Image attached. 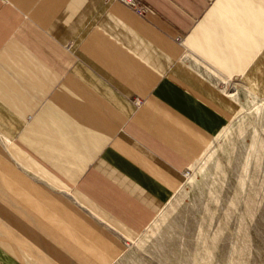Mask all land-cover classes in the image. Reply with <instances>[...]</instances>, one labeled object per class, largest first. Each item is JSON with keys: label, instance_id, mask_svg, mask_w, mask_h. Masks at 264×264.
Wrapping results in <instances>:
<instances>
[{"label": "crops", "instance_id": "0c3cea01", "mask_svg": "<svg viewBox=\"0 0 264 264\" xmlns=\"http://www.w3.org/2000/svg\"><path fill=\"white\" fill-rule=\"evenodd\" d=\"M143 1L0 0V264H114L264 97V0Z\"/></svg>", "mask_w": 264, "mask_h": 264}, {"label": "rangeland", "instance_id": "374dc122", "mask_svg": "<svg viewBox=\"0 0 264 264\" xmlns=\"http://www.w3.org/2000/svg\"><path fill=\"white\" fill-rule=\"evenodd\" d=\"M231 91L233 120L114 264H264V97Z\"/></svg>", "mask_w": 264, "mask_h": 264}, {"label": "built area", "instance_id": "2783aa9c", "mask_svg": "<svg viewBox=\"0 0 264 264\" xmlns=\"http://www.w3.org/2000/svg\"><path fill=\"white\" fill-rule=\"evenodd\" d=\"M122 2L123 4L129 6L133 9L138 15L145 16V14L150 10V6L146 4L143 0H117ZM189 174V170L184 173V176L187 177ZM130 240H126L127 246L129 245Z\"/></svg>", "mask_w": 264, "mask_h": 264}]
</instances>
